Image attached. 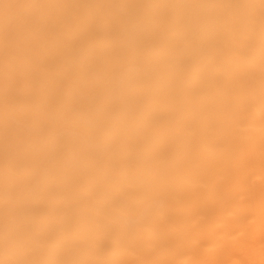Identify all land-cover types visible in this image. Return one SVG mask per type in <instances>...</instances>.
I'll list each match as a JSON object with an SVG mask.
<instances>
[{
    "label": "bare ground",
    "instance_id": "6f19581e",
    "mask_svg": "<svg viewBox=\"0 0 264 264\" xmlns=\"http://www.w3.org/2000/svg\"><path fill=\"white\" fill-rule=\"evenodd\" d=\"M0 264H264V0H0Z\"/></svg>",
    "mask_w": 264,
    "mask_h": 264
}]
</instances>
